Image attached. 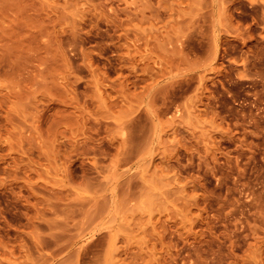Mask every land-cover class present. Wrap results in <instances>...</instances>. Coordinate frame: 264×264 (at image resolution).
Instances as JSON below:
<instances>
[{"label":"rangeland","instance_id":"rangeland-1","mask_svg":"<svg viewBox=\"0 0 264 264\" xmlns=\"http://www.w3.org/2000/svg\"><path fill=\"white\" fill-rule=\"evenodd\" d=\"M0 264H264V0H0Z\"/></svg>","mask_w":264,"mask_h":264}]
</instances>
